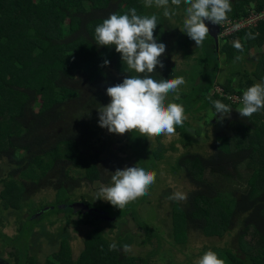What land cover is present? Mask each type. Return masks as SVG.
Returning <instances> with one entry per match:
<instances>
[{
  "label": "trees",
  "instance_id": "1",
  "mask_svg": "<svg viewBox=\"0 0 264 264\" xmlns=\"http://www.w3.org/2000/svg\"><path fill=\"white\" fill-rule=\"evenodd\" d=\"M230 2L231 11L226 15L229 20L246 17L251 9L264 11V0ZM174 6L177 7L169 0L167 10L171 16L166 17L164 7H157L155 3L147 7L145 0H0V162L6 163L0 177V212L19 213L23 209L25 212L15 221L17 233L14 236L8 237L0 230V242L12 249L7 253L12 261L0 258V264H36L35 255L29 253L28 240L36 227L40 232L45 230L43 219L47 215L55 217L59 213L63 216L55 217L49 225L61 220L78 233L88 228L81 240L83 249L73 259L65 235L59 239L52 259H46L43 264H159L152 258L160 248V236L156 228L140 220L137 212L144 210L146 203L156 210L161 206L155 204L161 203L160 189L156 191V186L158 183L165 186L164 174L155 154L158 148L154 141L138 131L125 133L122 139L126 144L119 147L118 153L125 162H132V166L136 164L154 171L156 181L147 195L123 210L108 202L93 205L80 195L77 201L88 205L91 212H73L71 205L75 200L71 198L70 189L61 184L55 186V200L51 203L43 204L47 202L45 198H38L35 203L31 195L43 187L38 185L39 181L54 169L61 180L71 175L84 176L91 182L101 180L98 154L87 155L75 136L60 127L62 122L57 127L65 109L72 101L85 96V90L97 86L107 88L121 83L125 76L138 75L127 69L115 46H97L95 27L110 14H124L134 7L138 15L157 16L154 36L157 42L163 43L165 21L169 23L174 16L183 29V10L173 14ZM212 41L214 45L204 60L198 58L203 45L195 48L198 55L191 59L190 76L186 78L190 87L178 91L179 100L171 96L166 101L182 104L185 114L200 115L199 122L204 127L216 130L210 153L200 155L188 150L187 137L190 133L195 135L196 131L186 120L182 127H176L175 134L183 137L180 141L183 149L177 151L171 145L169 151L173 152V157L178 156L172 165L170 160L166 171L173 176L180 171L195 190L188 195L183 207L178 201L171 202L172 235L178 245L186 243L190 229L200 231L209 239L229 236L236 248L227 244L205 246L198 256L212 250L225 264H264V109L250 118H236L234 114L237 108L243 107L242 102L230 104L217 93L207 97L212 88L218 86L225 95H234L241 101L244 90L255 83H264V51L261 49L264 20L255 27L243 28L219 39L217 44L213 38ZM185 47L186 39L180 48ZM250 50L255 52L252 57H249ZM171 55L164 53L160 60ZM104 59L110 63L102 67ZM246 63L250 68L243 67ZM222 64L228 66L227 74L223 73ZM82 76L84 79L80 78ZM152 77L157 81L171 78L169 73L163 74L159 66ZM195 78L199 79L198 83H194ZM213 100L232 107L229 120L219 122L211 118L215 111ZM34 107H38L36 111ZM89 113H92L90 109L86 113L88 118L79 120L90 122L94 116ZM51 129L56 130L54 135L50 134ZM181 152L185 153L181 156ZM65 162L66 167L57 168ZM239 167L244 168L241 175L244 174L245 190L237 195L231 191V178ZM126 216L145 231L138 246L154 245L156 240L159 247L140 257L123 250L124 245L130 246L136 238L130 232L110 239L108 233H113ZM155 219L148 216L147 220L154 222ZM235 227L239 228L233 234ZM58 230L60 234L67 233L66 226ZM112 243L116 244V250L109 249Z\"/></svg>",
  "mask_w": 264,
  "mask_h": 264
},
{
  "label": "rangeland",
  "instance_id": "2",
  "mask_svg": "<svg viewBox=\"0 0 264 264\" xmlns=\"http://www.w3.org/2000/svg\"><path fill=\"white\" fill-rule=\"evenodd\" d=\"M187 6L181 0V4L177 7L174 6V9L171 11L173 14L175 12H181L183 10L182 16L185 17V8ZM176 10V11H175ZM252 10V9H251ZM165 21V39L163 43L166 45L165 53L172 54L168 59H164L162 63L164 64L163 68H160L163 74L169 73L170 79H174L176 77H183L185 81H187V77L190 76V65L193 64L191 60L196 59V55L199 54L198 58L206 59L210 49L213 47L214 43L210 35H208L203 41L201 46V50L198 54L195 52V48L197 47L195 41L191 40L187 37V34L182 32V27L180 23L174 20V16ZM171 23V24H170ZM183 24V23H182ZM177 33V34H175ZM186 39V47L181 49L180 46ZM211 46V47H209ZM262 51H264V45L262 46ZM255 54L253 50L249 51V57H252ZM243 67L250 68V65L246 63ZM223 73L227 74L228 66L223 65ZM84 79V77H80ZM194 83H198L199 79L195 78ZM190 86L185 83L180 86L179 90L188 89ZM96 90V91H95ZM178 90V91H179ZM86 95L81 97L78 100L72 101L71 106L65 109V113L58 122L57 127L61 124V128L65 130V133H69L75 136L78 144L84 149V152H87V155H95L98 154V165L97 167L100 169V181H88L84 176H76L71 175L66 180H61L59 175H57V169H54L50 173H48L44 180L39 181L38 185H43L40 187L39 191L35 194H32L31 197L33 202L37 203L38 198H45L42 202L43 204L51 203L55 200V196L53 195V190L56 185H62L66 189H70V195L75 202H77L80 195H84V198L88 200L93 205H100L105 203L106 201L97 199L95 200V195L98 189L101 186H107L108 182L111 181V176L113 172L117 169H123L125 166H132V162H125L123 160V156L118 153L119 147L126 144L124 138L125 134L119 135L108 132L106 128H101L98 124V108L101 105H106L110 101V97H106V88L104 87H95V89L85 90ZM214 91H217V87L214 86L210 91L207 97H211ZM98 93L101 98H96L95 94ZM177 93H169L166 101L172 96H176ZM224 96V94H221ZM236 102V101H235ZM234 102V103H235ZM233 104L232 100L230 102ZM38 107H34L36 111ZM242 108V107H240ZM91 110L92 116H94L90 122L85 123L79 119H87V111ZM239 109V108H237ZM186 122L189 123V126L196 131L195 135H188L187 139H189L190 148L188 149L192 153H198L200 155H205L210 153L212 149L213 140L216 135V130H213L210 127H204L202 123L199 122L200 115L189 117L188 114ZM219 114H217L218 116ZM217 116L213 117V120H217ZM234 117L240 118L238 111L234 114ZM228 119V118H225ZM229 120V119H228ZM96 126V127H94ZM222 131V130H221ZM56 130H52L50 134L54 135ZM198 133V134H197ZM221 133V132H220ZM218 133V134H220ZM162 137V138H161ZM183 138V137H182ZM177 134L174 135H161L160 137H152L151 141H154L156 147L158 148L155 152L158 160L161 161L162 169H163V186L160 183L156 186V191L159 190V194H161V203L159 201L155 202L156 205H161L158 210H156L152 204L146 203L145 209L137 212L140 216V220L142 222L149 223L152 227L157 229V232L160 236V248L158 252L152 258L154 263L159 264H195V262L199 259L198 253L201 252V248L205 246L211 245H223L227 244L230 247L236 248V243L229 236L221 238V240L217 238H207L203 236L200 231L190 229L187 233V240L184 245L175 244L174 236L172 235V226L170 223L171 220V202L168 197L175 191H183L187 193V197L189 194L194 192V186L190 184L186 179H184L182 173L179 171L177 176H173L172 174H168L166 169H169V162L171 160L172 165L177 160V156L173 157V152H170L171 145L175 150H182L183 147L180 144L182 139ZM178 140V141H177ZM175 152V151H174ZM185 152H181V154ZM86 155V156H87ZM182 156V155H181ZM6 166V163L0 162V177L3 174V169ZM57 168H64L67 166V163L58 164ZM179 170V167H178ZM55 171V172H54ZM238 171V172H237ZM244 171L243 167H239V170L233 172V177L231 178L233 181L231 191L235 194L239 195L244 192L245 186L243 185L244 181L242 180L243 176L241 175ZM64 172V171H62ZM57 175V176H56ZM60 179V180H59ZM60 181V182H59ZM227 186V183H225ZM230 186V185H229ZM228 186V187H229ZM32 187V186H31ZM47 187V188H46ZM161 187V188H160ZM42 188V189H41ZM31 189H29L30 191ZM185 201H179L180 207H183ZM25 215L24 209L21 212H15L14 210H9L8 212H0V230L1 233L7 235L8 237L14 236L16 232L15 221L18 216L23 217ZM50 217L51 215H47ZM63 213H59L55 215L57 218H61ZM148 216L153 218L155 216V221L147 220ZM43 219V223L45 226V230L40 232V230L36 227L33 230L32 236L28 240L29 244V253L35 255L36 264H43L46 259H52V254L58 250V241L61 237L67 235L68 243L71 248L70 253L73 259H75L80 251L83 249V243L81 242L82 236L84 232L88 230V228L83 229L78 233V231H74L70 225H65L61 220L54 222V224L49 225L50 221H54V216L50 218ZM118 228L113 231V233H108V237L110 239H114L116 235H122L123 233L130 232L136 238L133 240L132 244L128 248V252L130 255L134 256H145L153 248H158L159 244L156 240H154V245L146 244L145 246H138L137 244L144 238V229L139 227L134 219L130 216L124 217L123 221L118 222ZM67 227V233L60 234L58 228L59 227ZM239 228V227H238ZM233 228V234L237 232L236 229ZM109 231V229H106ZM0 248H2V252L0 253V258L2 260H7L8 262L12 261L7 256L9 251H12L10 247H6L5 244L0 242Z\"/></svg>",
  "mask_w": 264,
  "mask_h": 264
},
{
  "label": "clouds",
  "instance_id": "3",
  "mask_svg": "<svg viewBox=\"0 0 264 264\" xmlns=\"http://www.w3.org/2000/svg\"><path fill=\"white\" fill-rule=\"evenodd\" d=\"M164 7V15L170 17L167 10L169 0H145V6ZM173 5L179 6L181 0H171ZM185 19L182 32L195 41L196 46L202 45L209 35V27L205 21L220 24L231 11L230 0H183ZM158 25L155 14L138 15L133 7L127 13H112L103 22L95 27L94 41L97 46H115L120 54L121 61L126 64L129 71L138 75L125 76L121 83L106 88L110 101L98 108V124L108 132L123 135L127 132L138 131L141 136L151 141L152 137L161 135H174L177 126H183L187 119L182 104L176 102L166 103L169 93H177L175 100H179L178 90L186 81L183 77L174 79H153L152 73L157 66L164 67L160 60L166 51V45L157 42L154 29ZM218 34H219V25ZM217 34V39L219 38ZM220 39V38H219ZM218 39V40H219ZM240 48L239 44L235 45ZM110 62L104 59L106 66ZM214 91L222 96V89ZM229 103L243 104L237 109L241 118H250L253 114L264 109V83H255L243 91L242 100L234 95L224 94ZM236 101V102H235ZM215 111L211 118L217 116L219 122L230 118L232 107L220 100L211 101ZM235 102V103H234ZM231 104V103H230ZM156 181V173L144 167L125 166L117 168L111 176V183L101 186L95 195V200L101 199L115 208L123 210L129 203L149 193L150 187ZM172 201H186L187 193L175 191L169 197ZM79 202V201H77ZM116 244L109 245L110 250H116ZM128 245L123 250H128ZM195 264H225L215 251L208 250L195 262Z\"/></svg>",
  "mask_w": 264,
  "mask_h": 264
},
{
  "label": "built area",
  "instance_id": "4",
  "mask_svg": "<svg viewBox=\"0 0 264 264\" xmlns=\"http://www.w3.org/2000/svg\"><path fill=\"white\" fill-rule=\"evenodd\" d=\"M264 20V11L255 12L251 10L248 16L240 19L229 20L225 19L219 25V34L218 37L225 38L230 37L235 34L237 31L243 28L255 27L259 21ZM220 91V89H217Z\"/></svg>",
  "mask_w": 264,
  "mask_h": 264
},
{
  "label": "water",
  "instance_id": "5",
  "mask_svg": "<svg viewBox=\"0 0 264 264\" xmlns=\"http://www.w3.org/2000/svg\"><path fill=\"white\" fill-rule=\"evenodd\" d=\"M205 23L207 24V26L209 27V35L213 38L214 42L217 44L218 43V39H217V34H218V27L217 24H214L210 21H205ZM73 212H82V213H90L91 209L89 208L88 205L82 203V202H74L71 205Z\"/></svg>",
  "mask_w": 264,
  "mask_h": 264
}]
</instances>
